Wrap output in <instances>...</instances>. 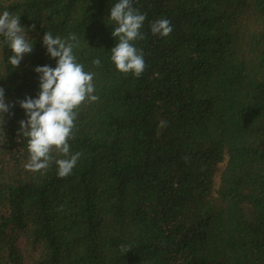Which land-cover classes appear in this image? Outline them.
Masks as SVG:
<instances>
[{
	"label": "trees",
	"instance_id": "16d2710c",
	"mask_svg": "<svg viewBox=\"0 0 264 264\" xmlns=\"http://www.w3.org/2000/svg\"><path fill=\"white\" fill-rule=\"evenodd\" d=\"M117 2L0 0L33 41L16 68L0 48L13 105L0 132V264H264V0H132L146 13L139 78L110 59ZM161 18L167 37L150 31ZM46 31L75 33L77 61L96 73L66 178L55 163L27 170L17 131L18 101L39 91L34 68L56 66Z\"/></svg>",
	"mask_w": 264,
	"mask_h": 264
},
{
	"label": "clouds",
	"instance_id": "9594fccd",
	"mask_svg": "<svg viewBox=\"0 0 264 264\" xmlns=\"http://www.w3.org/2000/svg\"><path fill=\"white\" fill-rule=\"evenodd\" d=\"M110 21L114 22L111 35L117 41L110 49V59L121 74L131 73L139 78L146 69L143 50L135 46V42L145 39L141 32L146 20V13H141L132 6V0H118L109 12ZM29 25L28 30H34ZM153 35L167 37L172 32L169 19L161 18L150 22ZM42 44L50 58H55L56 66H36L39 91L36 98L26 96L19 100L27 119L19 121L18 136L27 140L29 160L25 168L32 172H45L53 163L57 166V175L66 178L71 175L80 153L70 152L69 141L74 138L75 121L82 105L98 101L95 94V72L85 71L83 63L77 61L74 49L79 48L80 38L69 33L66 38L54 36L46 31ZM7 47L11 55L7 63L11 68L20 65L25 54L33 50V41L21 25L19 15L11 13L7 8L0 12V48ZM93 67H100V58L91 61ZM7 75V74H6ZM4 75V76H6ZM4 76H0L3 78ZM6 102L5 90L0 87V132H3L5 114L12 107ZM160 126H167L161 121ZM53 153H58L57 158ZM131 250L130 246L121 248L122 254Z\"/></svg>",
	"mask_w": 264,
	"mask_h": 264
}]
</instances>
